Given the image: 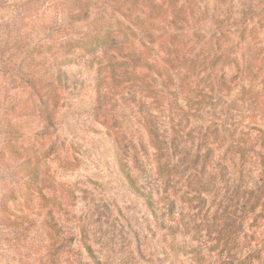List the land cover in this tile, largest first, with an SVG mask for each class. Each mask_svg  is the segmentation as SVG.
Returning <instances> with one entry per match:
<instances>
[{
	"label": "rangeland",
	"instance_id": "1",
	"mask_svg": "<svg viewBox=\"0 0 264 264\" xmlns=\"http://www.w3.org/2000/svg\"><path fill=\"white\" fill-rule=\"evenodd\" d=\"M53 2H0V264H264V208L242 212L221 189L240 167L227 155L215 181L210 180L207 160L201 169L197 163L172 168L183 193L174 205L153 196L148 206L128 185L118 167L116 140L131 139L140 153L146 149L151 156L148 135L138 122V87L147 95H159L162 87H113L103 124L95 71L73 62L72 48L58 45L66 22L59 15L54 18ZM193 2L207 10L188 19L191 25L203 28L205 37L231 31L230 39L219 41L221 49L240 60L256 56L242 79L234 65L220 64L211 77L223 73L226 79L234 76L233 81L264 87V32L255 43L247 35L240 38L235 26L219 24L251 18L264 25V0ZM253 4L258 5L254 13L247 8ZM87 29L80 23L68 31L80 34ZM135 33L132 40L138 47L140 35ZM188 37L176 41L183 45ZM32 49L45 61L38 73L55 85L44 84L52 87L47 93L44 87L36 95L37 88L19 78L25 75L18 66L25 70ZM56 67L64 73L57 74ZM236 87L221 97L225 104L240 98ZM167 89L173 91L170 85ZM258 98L264 99V92ZM46 101L53 111L48 121L40 114ZM191 123H186V131ZM238 132L218 136L217 150L226 149ZM193 167L200 172L197 181L187 179ZM243 167V180L256 185L257 165L246 162Z\"/></svg>",
	"mask_w": 264,
	"mask_h": 264
},
{
	"label": "trees",
	"instance_id": "2",
	"mask_svg": "<svg viewBox=\"0 0 264 264\" xmlns=\"http://www.w3.org/2000/svg\"><path fill=\"white\" fill-rule=\"evenodd\" d=\"M193 1L54 0V18L59 15L60 20L66 22L60 35L63 39L58 45L72 48L73 62L94 69V89L103 124L108 119V96L113 87L124 83L132 87L144 85L149 90L157 83L161 85L157 92L159 95L143 94L138 87V111H142L138 122L148 135L149 146L153 150L151 156L146 149L140 153L131 139L116 140L118 167L128 185L144 198L148 206H152L153 196L174 205L183 194H179L170 173L172 168L182 166L188 169L189 164L194 166L197 163L201 169L207 160L210 180L215 181L225 166L223 158L227 155L229 162H238L240 167L231 177L230 184L221 189L229 193V200H234L242 212L263 209L264 99H259L258 95L264 92V87L256 88L242 81H233L234 76L226 79L223 73L211 77L214 67L220 64L234 65L236 74L239 73V79H242L256 56L248 54L240 60L227 53L225 48L221 49L219 41L230 39L231 31L225 35L220 33L219 36L205 37L207 33L203 28L195 23L191 25L188 19H193L197 12L207 10L206 6L201 9ZM247 8L254 13L258 5ZM80 23L88 25V29L80 34L68 31V28L72 29ZM219 24L228 28L235 26L240 38L247 35L250 42L255 43V39L264 32V25L251 18L225 23L222 20ZM135 31V35H140L138 47L132 40ZM186 36L189 37L185 44L179 45V38ZM36 49H32L33 54L27 52L26 58L31 61L26 62L25 70L22 71L19 66L18 69L25 75L19 78L24 79L26 86L37 88L35 94L38 95L44 87L45 93L52 88L44 84H54L48 81L50 78L46 79L38 73L45 61L37 57L39 52ZM246 51L249 52V43ZM34 57H37L36 61ZM12 64L15 66V63ZM56 70L57 74L64 73L61 67H56ZM16 74L18 76L19 71ZM238 84L239 87H236ZM169 85L172 92L167 89ZM235 87L240 98L234 97L225 104L221 97L228 96ZM244 94L254 95V98L241 97ZM52 113L49 103L43 102L40 111L43 118L48 121ZM245 119L247 122L243 123ZM190 120L191 127L186 131V123ZM237 129L239 132L228 147L217 150L214 144L218 136H232ZM170 160L172 163L167 166ZM246 162L257 165L256 185L243 180V164ZM192 169L187 179L195 178L197 181L200 172H193L195 167ZM201 189L202 185L197 190Z\"/></svg>",
	"mask_w": 264,
	"mask_h": 264
}]
</instances>
